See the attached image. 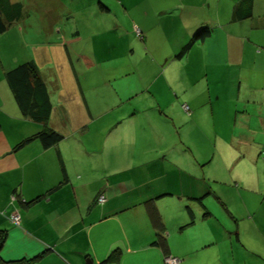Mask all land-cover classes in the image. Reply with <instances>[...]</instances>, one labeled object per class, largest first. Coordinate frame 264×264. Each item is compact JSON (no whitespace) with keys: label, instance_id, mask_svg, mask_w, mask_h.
Wrapping results in <instances>:
<instances>
[{"label":"crops","instance_id":"crops-1","mask_svg":"<svg viewBox=\"0 0 264 264\" xmlns=\"http://www.w3.org/2000/svg\"><path fill=\"white\" fill-rule=\"evenodd\" d=\"M12 1L27 8L0 35V264H264V0L244 19L241 0H139L130 32L102 33L69 25L66 0ZM26 61L63 135L50 147L6 80Z\"/></svg>","mask_w":264,"mask_h":264},{"label":"trees","instance_id":"trees-1","mask_svg":"<svg viewBox=\"0 0 264 264\" xmlns=\"http://www.w3.org/2000/svg\"><path fill=\"white\" fill-rule=\"evenodd\" d=\"M253 0H241L234 9L237 19H244L252 14ZM24 4L21 1L13 2L12 0H0V35L4 33L11 25L18 21L24 14ZM210 33L209 28H202L197 31L179 52V57L186 55L191 47L199 40H202ZM6 80L11 91L14 94L16 102L21 111L32 120L39 122L45 128L38 134V137L45 147H50L63 139V135L51 129L48 122L51 117L53 103L50 97L48 86L41 76V72L34 61L19 63L6 72ZM25 142V141H24ZM20 143L18 146L23 145ZM149 216L156 229H162L161 216L155 205H148ZM163 248L167 246L164 236H160L156 242ZM3 240L0 241V249ZM117 252L109 255L106 261L115 259ZM39 256L34 257L37 259ZM3 259L0 253V262Z\"/></svg>","mask_w":264,"mask_h":264},{"label":"rangeland","instance_id":"rangeland-1","mask_svg":"<svg viewBox=\"0 0 264 264\" xmlns=\"http://www.w3.org/2000/svg\"><path fill=\"white\" fill-rule=\"evenodd\" d=\"M66 1L67 2L65 4L70 3L69 4L71 5L70 10H73L72 19H74V21L73 20L69 21V25L77 24L78 28L81 31L87 33H89L90 31H97L98 33L100 32L102 33L105 30H112L116 25H118L121 29L130 32L127 26L128 23L131 22V13L132 12L134 13L136 9L134 4L131 2H138L139 0L136 1L135 0H66ZM26 8L27 6L25 7V10ZM122 18L126 20H123ZM129 28H131V23L129 24ZM140 35L142 36L141 38L144 37V34L140 33ZM110 38L113 39V36L110 35ZM104 43H105V39H104ZM184 129L188 130L189 128L187 127V125H185ZM204 135L205 134H203V136ZM198 141L201 142L202 140L198 139Z\"/></svg>","mask_w":264,"mask_h":264},{"label":"built area","instance_id":"built-area-1","mask_svg":"<svg viewBox=\"0 0 264 264\" xmlns=\"http://www.w3.org/2000/svg\"><path fill=\"white\" fill-rule=\"evenodd\" d=\"M137 33L140 35V30L137 29ZM184 108L186 110H189V106L188 105H184ZM98 203H104L106 201V196L101 193L99 196H98V199H97ZM10 219L16 223L17 225H20L21 223V215L19 214V212L17 211H14L11 215H10ZM179 259L178 258H175V257H167L165 259V262L166 264H179Z\"/></svg>","mask_w":264,"mask_h":264}]
</instances>
